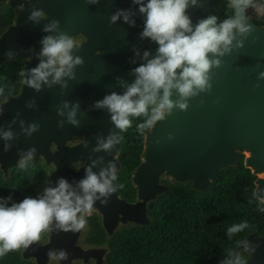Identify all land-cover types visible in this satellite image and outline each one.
Returning <instances> with one entry per match:
<instances>
[{"label": "water", "instance_id": "water-1", "mask_svg": "<svg viewBox=\"0 0 264 264\" xmlns=\"http://www.w3.org/2000/svg\"><path fill=\"white\" fill-rule=\"evenodd\" d=\"M6 1L10 7H15L16 13L0 33V68L10 60L9 51L14 54L12 58L21 59L29 53L21 70L36 67L40 62V41L46 35L58 34L43 31L52 19L60 21V30L77 38L80 48L73 54L82 56L84 64L76 66L74 79L64 77L61 83L51 87L42 84L40 91L22 82L18 93L0 94L3 107L0 133L11 130L14 134L9 141L0 138L2 177L10 178L32 147L36 148V153L29 163L43 164L47 172L43 185L37 188V195L43 194L47 186L55 187L61 177L75 187L94 160L93 172L99 173L114 160L119 173L122 139L111 152L93 151L98 138L106 139L110 133L123 136L112 123L107 109L96 108L95 102L112 92L122 94L135 80L132 70L146 63L143 53L149 51V59L156 55L158 45L140 36L144 16L139 6L132 0H99L96 4L87 0H0V4ZM21 3L25 4L24 11H20ZM214 6L215 0H198L197 5L190 6L187 13L193 25L209 16ZM34 7L43 9L47 18L39 23L28 20ZM118 9L130 10L135 26L125 23L123 18L110 24L111 15ZM248 20L252 33L242 48L222 58V67L213 70L211 93L192 98L187 111L175 110L144 134L140 163L131 172L134 199L123 197L117 189L106 206L96 201L90 216L99 217L107 238L123 227L149 225L148 206L170 189L167 182L206 191L223 169L237 165L243 151L247 153L244 166L256 175L254 191L258 186L264 189V80L259 81L260 87L255 86L258 73L264 71V24L260 26ZM176 98L174 93L173 99ZM217 100L219 102L215 103ZM65 102L68 107L64 106ZM77 103L75 119L79 126H73L68 123V113ZM58 110L63 115H59ZM60 122L63 127L59 126ZM31 124L39 125V129L29 136L24 129ZM169 133H172L171 138ZM5 143L11 145L7 152ZM260 196H264V191ZM86 215L87 223L82 230L46 232L39 244L27 250L22 248L23 257L33 259L36 264H107L109 244L86 241L90 232ZM246 239L259 244L256 251H245L240 243L235 251L244 252L248 264H264V235L254 231L243 238ZM50 249H64L69 257L62 261L50 259L47 256Z\"/></svg>", "mask_w": 264, "mask_h": 264}, {"label": "clouds", "instance_id": "clouds-1", "mask_svg": "<svg viewBox=\"0 0 264 264\" xmlns=\"http://www.w3.org/2000/svg\"><path fill=\"white\" fill-rule=\"evenodd\" d=\"M87 2L96 4L99 0ZM132 3L139 6V12L144 16L140 36L158 45L156 55L149 59L150 52L145 51L143 59L146 63L132 70L134 82L128 84L122 94L112 92L97 100L95 107L107 109L112 123L121 133L132 127L133 117H143V122L137 124V131L144 135L145 130L155 128L157 122L166 120L175 110L187 111L192 98L201 93H211L213 70L222 67L224 56L230 55L234 49L242 48L253 31L248 22L247 9L253 8L264 14V3L258 4L256 0H229L228 7L232 10V15L219 23L217 16L209 15L195 25L187 9L197 5L198 0H132ZM24 10L25 4L21 3L20 11ZM132 16L130 10L118 9L111 15L109 23L114 24L123 18L125 23L135 26ZM46 18L47 13L35 7L28 16V20L34 23ZM43 31L58 34L44 36L40 41L42 48L38 53V65L19 73L25 78L22 82L36 91L41 90L42 84L51 87L61 83L64 77L74 79V69L84 64L82 56L73 54L74 50H79L80 45L73 35L60 30L59 20L52 19L44 26ZM7 55L11 59L14 54L9 51ZM260 80H264V71L258 73L255 85L257 88L260 87ZM2 92L3 89H0V94ZM174 93L176 99H173ZM218 102L219 100L215 101ZM203 103L201 100L200 104ZM64 106L68 107V102ZM78 107L77 103L68 113V123L73 126H79V121L75 119ZM2 112L3 107L0 106V114ZM58 114L63 115V112L58 110ZM59 126L63 127V122ZM38 129L39 125L31 124L24 131L30 136ZM168 135L169 138L172 137V133ZM0 138L9 141L14 138V134L11 130L3 131ZM121 139L122 136L116 133H110L106 139L98 138L93 151L111 152ZM84 146L87 147V141H84ZM10 148L9 143L4 144L5 152ZM35 153L36 148H30L18 166L21 169L27 168ZM95 164L94 160L92 165L85 168L84 178L75 187L61 177L55 187L47 186L43 194L26 196L19 202L12 201L11 195L0 197V257L8 252L21 248L27 250L33 244H39L42 234L46 232L75 233L82 230L87 223L85 215L91 214L96 201L106 206L117 188L123 187L122 184L113 183L117 180V165L114 160L109 161L108 166L99 173L92 170ZM261 191L264 189L258 186L253 196L260 205H264ZM10 201L12 202L9 203ZM260 211L264 212V207H260ZM247 227V221L234 224L228 228L227 235L231 238ZM239 246L254 253L259 244L246 239ZM228 255L232 258L226 259L222 264H248L238 252H229ZM47 256L62 261L68 259L69 253L64 249H50Z\"/></svg>", "mask_w": 264, "mask_h": 264}, {"label": "trees", "instance_id": "trees-1", "mask_svg": "<svg viewBox=\"0 0 264 264\" xmlns=\"http://www.w3.org/2000/svg\"><path fill=\"white\" fill-rule=\"evenodd\" d=\"M228 3L215 0L209 15L217 16L218 23L232 15ZM256 3L264 1L256 0ZM6 7L7 16L0 15V33L12 22L11 8ZM247 14L255 24H264V14L253 8H248ZM23 61L15 57L0 68L2 96L18 93ZM143 119L133 117L132 127L123 132L122 170L114 181L115 185H123L117 189L129 200L135 197L131 172L140 163L143 150L144 135L137 131V124ZM46 175L43 164L33 166L30 163L25 169L15 168L8 179L0 172V197L11 195L12 201L19 202L26 196H37V188L43 185ZM255 180L256 175L244 166V156L240 154L237 165L223 169L206 191L167 182L170 189L148 206L149 225L123 227L107 238L99 217L89 216L87 242L109 244L107 264H222L232 258L229 252H238L244 258V252L235 251L241 240L254 231L264 235V212L260 211L264 205L253 196ZM245 221L247 228L231 238L227 235L229 227ZM44 236L45 233L41 239ZM21 250L0 257V264H36L33 259H25Z\"/></svg>", "mask_w": 264, "mask_h": 264}, {"label": "rangeland", "instance_id": "rangeland-1", "mask_svg": "<svg viewBox=\"0 0 264 264\" xmlns=\"http://www.w3.org/2000/svg\"><path fill=\"white\" fill-rule=\"evenodd\" d=\"M6 3H7V1H6ZM12 8V11H11V15H12V17L14 18V16H15V7L13 8V7H11ZM13 18H12V20H13ZM76 41H78L77 40V38H75V37H73ZM29 59V53H26V54H24V56H23V60H28ZM24 62V61H23ZM23 65V64H22ZM241 154H243V156L244 157H246L247 156V153L246 152H242ZM258 177H259V175H257ZM91 214H87L86 216L88 217V216H90ZM86 241H87V239H86ZM73 264H79V263H76V262H74Z\"/></svg>", "mask_w": 264, "mask_h": 264}, {"label": "flooded vegetation", "instance_id": "flooded-vegetation-1", "mask_svg": "<svg viewBox=\"0 0 264 264\" xmlns=\"http://www.w3.org/2000/svg\"><path fill=\"white\" fill-rule=\"evenodd\" d=\"M6 6L10 7L6 2H3V3L0 4V13H1L0 15H2L3 17L7 16V13H8V10H7ZM11 11H12V8H11ZM244 256H245V254H244Z\"/></svg>", "mask_w": 264, "mask_h": 264}]
</instances>
